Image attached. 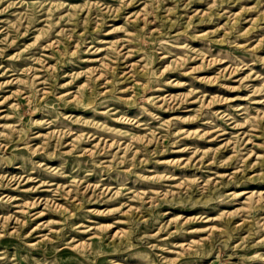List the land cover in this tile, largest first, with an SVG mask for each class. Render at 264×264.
I'll list each match as a JSON object with an SVG mask.
<instances>
[{"label": "rangeland", "instance_id": "1", "mask_svg": "<svg viewBox=\"0 0 264 264\" xmlns=\"http://www.w3.org/2000/svg\"><path fill=\"white\" fill-rule=\"evenodd\" d=\"M0 264H264V0H0Z\"/></svg>", "mask_w": 264, "mask_h": 264}, {"label": "bare ground", "instance_id": "2", "mask_svg": "<svg viewBox=\"0 0 264 264\" xmlns=\"http://www.w3.org/2000/svg\"><path fill=\"white\" fill-rule=\"evenodd\" d=\"M183 252V251H182Z\"/></svg>", "mask_w": 264, "mask_h": 264}]
</instances>
